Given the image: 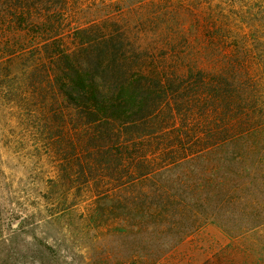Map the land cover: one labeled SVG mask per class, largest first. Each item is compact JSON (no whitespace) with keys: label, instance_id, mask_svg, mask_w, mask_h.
Here are the masks:
<instances>
[{"label":"rangeland","instance_id":"374dc122","mask_svg":"<svg viewBox=\"0 0 264 264\" xmlns=\"http://www.w3.org/2000/svg\"><path fill=\"white\" fill-rule=\"evenodd\" d=\"M58 2L66 6L62 28L68 41L77 28L97 24L103 31L126 33L134 47L154 50L159 60L164 58L163 64L171 73L188 62L219 72L239 60L243 64L248 61L250 69L260 68L264 74V0ZM21 37L13 2L0 0V264H101L104 258H109L110 264H119L141 252L153 259L163 257L158 252L160 246L167 251L180 239L170 238L174 235L168 227L165 235L135 229L138 218L130 202L104 203L101 193L116 185L115 181L108 184L105 178L107 175L114 180L115 161L108 170H102L99 161L107 159L92 151L100 142L87 140L86 131L76 132L79 122L71 123L68 116L74 112L62 99L55 104L49 84L41 91L40 81L47 75L43 78L33 72L23 88L26 66L29 68L33 62L21 59ZM254 76L258 106L253 113L264 122V75ZM20 98L26 105L21 106ZM55 108L62 113H55ZM84 138L85 150L92 151L91 158H95L91 170L85 165L88 152L84 151L81 166L80 162H67L77 151L79 154V143ZM256 141L245 161L237 159L243 153L241 148L231 147V162L219 175L224 174L233 183L259 177V200L264 204V131L257 139L251 138L247 148ZM200 178L196 172L188 180L205 202L206 208L198 207V212L205 214L212 207L221 210L220 221L238 236L243 227L233 229V224L245 222L244 207L231 204L230 198L222 201L224 196L212 197L213 186ZM197 181L204 193L197 188ZM167 187L170 192L192 196L186 189L193 188L187 184L170 182ZM99 209L103 216H96ZM220 232L218 227L210 226L206 232L188 238L185 245L166 253L169 263L183 264L181 257L186 255L195 264L192 260L207 251L211 238L215 245L229 242Z\"/></svg>","mask_w":264,"mask_h":264},{"label":"trees","instance_id":"16d2710c","mask_svg":"<svg viewBox=\"0 0 264 264\" xmlns=\"http://www.w3.org/2000/svg\"><path fill=\"white\" fill-rule=\"evenodd\" d=\"M11 1L22 36L21 59L33 62L26 66L23 88L33 72L43 78L46 74L40 81L41 91L49 84L55 104L62 99L74 112L68 116L71 123L79 122L76 132L86 131L87 140L100 142L92 151L107 159L99 161L102 170L115 161L114 180L105 178L108 184L115 181L116 185L102 192L101 199L104 203L130 202L138 218L135 229L141 233L165 235L168 227L174 235L169 237L180 239L167 251L160 246L158 252L164 256L159 259L141 252L119 264H170L166 253L210 226L218 227L229 242L215 245L211 238L207 251L192 260L195 264H264V204L259 200V177L233 183L219 175L231 162L228 155L232 148H241L243 153L237 159L245 161L258 141L248 148L247 142L264 131L263 120L253 113L258 105L252 84L254 74L264 75L262 70L250 69L248 61L243 64L238 60L219 72L188 62L171 73L163 64L164 58L159 60L150 48L134 47L120 30L103 31L95 24L77 28L68 41L62 28L64 6L59 0ZM262 86L264 89V82ZM21 99V106L26 105ZM261 109L264 111V105ZM81 142L79 154L77 151L65 159L81 166L82 156L88 152L85 165L91 170L95 158H91L92 151L85 150V138ZM196 172L204 184L213 186L212 197L224 196L222 201L230 198L231 204L244 207L245 222L233 224V229L243 227L238 236L220 221L221 210L212 207L205 214L198 212V207L206 208L205 202L194 184L188 183ZM170 182L187 184L193 188L186 189L192 196L170 192ZM97 215L104 213L99 209ZM186 258L181 257L183 264H191ZM101 264H110V259L104 258Z\"/></svg>","mask_w":264,"mask_h":264}]
</instances>
